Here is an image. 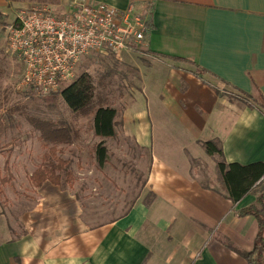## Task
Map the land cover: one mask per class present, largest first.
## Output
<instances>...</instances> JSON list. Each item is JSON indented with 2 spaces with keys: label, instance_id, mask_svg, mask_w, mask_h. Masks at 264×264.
<instances>
[{
  "label": "crops",
  "instance_id": "1",
  "mask_svg": "<svg viewBox=\"0 0 264 264\" xmlns=\"http://www.w3.org/2000/svg\"><path fill=\"white\" fill-rule=\"evenodd\" d=\"M80 2L132 7L151 22L138 58L142 102L117 129L148 145L150 167L133 205L96 226L81 225L80 209L64 220V207L59 223L18 234L0 208V264H249L231 246L253 249L258 222L240 212L264 183L234 203L218 162H264V110L240 98L264 99V0ZM210 140L222 157L206 152Z\"/></svg>",
  "mask_w": 264,
  "mask_h": 264
},
{
  "label": "rangeland",
  "instance_id": "2",
  "mask_svg": "<svg viewBox=\"0 0 264 264\" xmlns=\"http://www.w3.org/2000/svg\"><path fill=\"white\" fill-rule=\"evenodd\" d=\"M73 2L0 0V208L1 220L18 234L37 224L59 223L64 207V220L73 215L72 209L74 214L80 209L82 226H96L117 218L136 201L150 167L148 145L141 147L119 131L120 135L105 140L109 161L100 168L95 148L101 139L94 136L92 125L93 111L100 105H110L118 110L120 130L126 112H132L142 102L137 86L138 58L144 54L141 44L120 54L92 53L80 62L76 78L87 73L95 87L88 114L71 111L60 91L43 97L17 89L23 66L8 48L9 28L17 14L32 6H48L58 14ZM225 91L229 98L237 94L229 87ZM34 116L62 121L76 129L77 137L68 143L45 140L29 120ZM57 158L67 160L69 174L62 172L59 185L46 181L41 187L34 186L32 174L55 163Z\"/></svg>",
  "mask_w": 264,
  "mask_h": 264
},
{
  "label": "built area",
  "instance_id": "3",
  "mask_svg": "<svg viewBox=\"0 0 264 264\" xmlns=\"http://www.w3.org/2000/svg\"><path fill=\"white\" fill-rule=\"evenodd\" d=\"M147 22L130 7L75 0L65 11L48 6L23 8L9 28L8 48L22 63L17 89L33 96L61 91L76 79L88 55L120 54L145 38Z\"/></svg>",
  "mask_w": 264,
  "mask_h": 264
},
{
  "label": "trees",
  "instance_id": "4",
  "mask_svg": "<svg viewBox=\"0 0 264 264\" xmlns=\"http://www.w3.org/2000/svg\"><path fill=\"white\" fill-rule=\"evenodd\" d=\"M148 29L151 28V22L148 21ZM170 59L177 61L192 62L187 58L172 57ZM194 74L198 77L207 72L206 69L196 64ZM241 101L251 107H258L264 110V99L254 97L246 92H242ZM60 96L68 108L74 113L88 114L95 97V87L91 76L87 73L81 74L78 78L67 84L61 91ZM117 114L118 110L110 105H100L93 111V132L94 136L101 140L95 148L96 159L100 168L105 167L109 161V150L105 139L117 136ZM29 120L35 128L41 133V137L54 143L72 142L77 137L76 129H73L62 121L45 119L40 117H29ZM204 147L209 155L223 156V150L218 141L210 140L204 142ZM51 150L56 152L55 147ZM67 160L56 159L55 163L36 170L31 176V182L36 187H41L46 181L59 185L61 183L62 172L69 174L66 167ZM218 168L221 173L224 185L228 191L230 199L237 203L256 185L264 183V162H254L243 165L237 162L226 163L224 160L218 162ZM242 215H251L258 222V234L256 236L254 247L251 251H243L234 246L238 253L243 255L249 264H264V188L259 193L254 204L241 210Z\"/></svg>",
  "mask_w": 264,
  "mask_h": 264
}]
</instances>
